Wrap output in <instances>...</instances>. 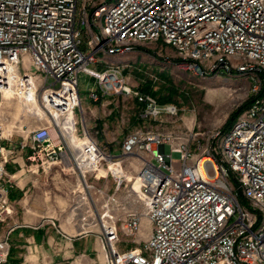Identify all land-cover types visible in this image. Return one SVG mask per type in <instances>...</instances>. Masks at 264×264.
<instances>
[{"label": "built area", "instance_id": "1", "mask_svg": "<svg viewBox=\"0 0 264 264\" xmlns=\"http://www.w3.org/2000/svg\"><path fill=\"white\" fill-rule=\"evenodd\" d=\"M157 42L174 51L165 62L199 78L244 77L251 101L228 129L139 128L106 155L76 114L79 76L98 78L95 102L134 95L140 118L176 116L118 65L90 67ZM19 97L44 113L31 114L45 125L28 131V159L77 175L64 225L70 237L95 234L107 264H264V0H0V106ZM3 138L0 123V264L15 226ZM99 176L122 189L109 195Z\"/></svg>", "mask_w": 264, "mask_h": 264}, {"label": "rangeland", "instance_id": "2", "mask_svg": "<svg viewBox=\"0 0 264 264\" xmlns=\"http://www.w3.org/2000/svg\"><path fill=\"white\" fill-rule=\"evenodd\" d=\"M163 47L165 49L162 50L160 42L139 45L130 53L119 57H107L106 61L103 60L106 63H96L90 67L103 72L107 69H114L115 65H118L124 82L131 86L132 90L142 91L140 88L148 82L152 91L171 96L170 103L178 107L176 116L163 113L155 120L142 119L139 117V113L143 106L134 98V95L105 93L102 101L95 102L90 94L103 92L98 78L88 74L79 76L80 107L76 114L77 116L82 115L86 131L106 155L118 154L124 137L139 128L173 129L180 125L183 129L204 132V135L212 134L220 128L225 130L224 127L232 112L248 98L249 84L244 77H230L222 74L199 78L189 70L176 66L173 60L170 63L165 62L164 58L174 59V51L164 45ZM154 76L156 78H153ZM5 96L6 98L10 97L8 94ZM35 110L39 113L38 115L43 116V111L36 106V103L27 101L23 97L12 101L11 104L6 101L2 102L0 106V123L4 136L2 143L10 151L7 163L21 154V148L30 143L28 131L45 125L43 121L32 120L31 114L36 113ZM70 142L75 145L77 140H73L71 137ZM165 151L169 152L168 145H165ZM179 157V152L173 151L172 158L178 160ZM39 163V161L30 159L26 161L27 173L32 172V170H28L32 165L33 167L30 169L39 168L38 184L44 194L43 202L39 206L43 211L46 208L47 213L51 215L61 211V219L57 222L58 225L62 223L64 227L63 211L67 206L69 189L77 183V175L67 167L60 165H51L42 169ZM123 168L125 169V167ZM100 173L103 171L101 170ZM131 173L132 171L128 172V174ZM91 179L93 177H90ZM94 181L97 187L105 188L103 190L109 195L118 194L122 189V187L116 189V182L110 176L107 180L99 176ZM29 193L30 191L27 192V195ZM10 203L13 205L14 211L18 210L19 212L21 204L24 202L19 201L18 204H13L10 201ZM14 219L13 215L8 221L10 225L18 223ZM5 228V224L0 223V233ZM67 230L73 232L68 228ZM84 236L96 238L94 262L107 264L105 251L98 237L91 233ZM125 247L126 244H119L120 249H125Z\"/></svg>", "mask_w": 264, "mask_h": 264}, {"label": "crops", "instance_id": "3", "mask_svg": "<svg viewBox=\"0 0 264 264\" xmlns=\"http://www.w3.org/2000/svg\"><path fill=\"white\" fill-rule=\"evenodd\" d=\"M161 48L163 50V45ZM21 151V154L6 164V170L11 176L9 200L13 204L19 201L24 203L21 204V210H15L13 214L14 221L18 223L9 233L10 248L4 264H98L93 259L96 238L68 236L67 227L57 222L61 219V211L51 215L46 208L43 211L39 206L44 197L38 184L39 168L30 169L33 167L31 164L28 170L32 172L27 173L26 161L31 151L27 145ZM28 191L30 193L27 195Z\"/></svg>", "mask_w": 264, "mask_h": 264}, {"label": "trees", "instance_id": "4", "mask_svg": "<svg viewBox=\"0 0 264 264\" xmlns=\"http://www.w3.org/2000/svg\"><path fill=\"white\" fill-rule=\"evenodd\" d=\"M143 92L145 93H149L151 94L158 103L160 104H165V103H170L171 101V96L168 95H162L161 93H158V91H152L150 84L148 82L144 83L142 85V87L140 88ZM251 101V97L249 96L241 105L240 107H238L236 110H234L232 112V114L230 115L229 119L227 120V125L224 127L226 129H228L230 127V125L232 124V122L235 120V118L237 117V115L244 110L247 105L249 104V102Z\"/></svg>", "mask_w": 264, "mask_h": 264}, {"label": "bare ground", "instance_id": "5", "mask_svg": "<svg viewBox=\"0 0 264 264\" xmlns=\"http://www.w3.org/2000/svg\"><path fill=\"white\" fill-rule=\"evenodd\" d=\"M117 85H118V82H117ZM35 112H36V110H35ZM32 114H37L38 115L39 113L38 112H36V113L33 112ZM2 134H3V132H2Z\"/></svg>", "mask_w": 264, "mask_h": 264}, {"label": "water", "instance_id": "6", "mask_svg": "<svg viewBox=\"0 0 264 264\" xmlns=\"http://www.w3.org/2000/svg\"><path fill=\"white\" fill-rule=\"evenodd\" d=\"M160 150H161V151L163 150V147H162V146L160 147Z\"/></svg>", "mask_w": 264, "mask_h": 264}]
</instances>
